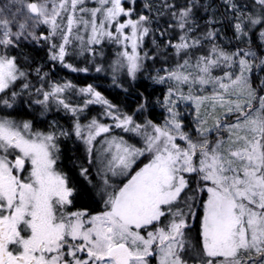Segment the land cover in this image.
<instances>
[{
	"label": "snow or ice",
	"instance_id": "6c2138e0",
	"mask_svg": "<svg viewBox=\"0 0 264 264\" xmlns=\"http://www.w3.org/2000/svg\"><path fill=\"white\" fill-rule=\"evenodd\" d=\"M225 2L237 8L231 0ZM254 2L260 5L259 15L234 13L233 27L245 43L253 26L264 29V0ZM21 3L11 20L0 19V93L7 94L26 76L8 50L29 37L49 42L56 50L51 59L72 71H87L64 63L67 47L73 44L82 50L105 41L120 45L132 78L142 70L144 59L155 58L141 55L144 39L155 30L150 27L153 17L136 11V0H94V7L87 6V0ZM195 6L196 0L183 7L165 0L157 9L158 15L168 9L173 21L161 36L179 29V35L163 45L152 40L165 56L174 50L175 67L156 78L170 83L169 116L163 125L149 121L144 126V148L112 139L107 151L112 153L113 175H127L145 154L148 162L120 186L105 179L102 211L74 210L78 190L57 168L55 135L33 132L30 122L0 118V264H151L149 258L157 255L158 264H264V95H258L250 81L252 61L258 59L264 66V54L257 57L251 47L242 55L229 54L218 45L201 52L202 40L191 35L198 27ZM37 25L47 26L48 35L37 36ZM52 37L60 43H52ZM215 38L214 31L203 37ZM120 67L124 65H114L113 70ZM217 70L222 75L215 74ZM70 87L55 86L44 93V101ZM80 91L95 97L88 104L113 107L91 86ZM181 100L195 103L197 109L207 103L216 113L212 125L197 112L196 135H191L176 110ZM0 102L11 107L3 97ZM59 103L75 115L77 110L64 99ZM114 119L119 121L116 127L141 129L130 116ZM87 127L85 142L91 152L93 140L111 129L95 120ZM75 134L82 136L79 124ZM87 172L81 169V175Z\"/></svg>",
	"mask_w": 264,
	"mask_h": 264
},
{
	"label": "trees",
	"instance_id": "16d2710c",
	"mask_svg": "<svg viewBox=\"0 0 264 264\" xmlns=\"http://www.w3.org/2000/svg\"><path fill=\"white\" fill-rule=\"evenodd\" d=\"M168 2L183 7L185 4H191L192 0H168ZM231 2L239 7H244L248 15H259L260 13V5L254 2V0H231ZM164 3L165 0H136L134 4L137 12L153 17V23L150 27L155 30L150 32L149 36L144 39L141 49L142 56L146 52L148 57L155 58L144 59L142 61V70L137 72L135 78H132L127 73L125 67H121L120 71H114L113 68H110V64L115 62V60L117 61L116 54L119 58L122 56V49L118 44L105 41L100 45L88 46V50L80 48L81 54L78 60L74 58H77L79 52H70L66 62L69 61V65L74 68L87 69V71H72L70 68L61 65L57 60L51 59V49L47 44L35 45L26 40H21L18 47L8 50L10 55L16 57L19 68L26 74L25 77L17 80V85L19 86L17 92L18 101L27 100L32 103V107H41L40 101H44V93L51 90L49 86L54 85L53 82L55 81L61 82V80H64L66 84L73 86L67 91L65 103H68L71 108H75L76 105H82L83 109L86 110L85 115L82 116V123L86 119L91 120L90 116L93 115V117L100 120L103 118L100 106L92 103L87 105L84 101L86 98L80 91L91 86L96 92L100 93L104 100L113 105L114 110L123 118L130 116L136 124L147 125L151 121L159 125L163 120L164 111L160 106V99L164 95L165 87L155 82L152 75L159 69L175 64V61L173 49H169L167 56H165L163 47L158 48L153 44L152 40L154 37L159 44L163 45L166 39L175 38L179 35L178 28L168 29L164 36L160 35V31L167 28L169 23H173L171 17L167 14L168 9L164 8V14L162 15L157 14V9L162 8ZM146 4L152 6L151 10L145 7ZM87 6L94 7L96 5L92 0H87ZM236 12V9L228 7L225 0H196L193 13L194 21L198 27L191 35L201 38V52L210 50L206 46L208 44L212 45L214 41L203 39L208 31H214L216 38H220L223 35L228 39L231 45H226L227 48L240 46L247 49L251 47L253 51L260 52L257 38L260 35V30L263 29H259V25L253 26L249 32L251 39L248 43H245L243 39L238 38V34L233 27L235 20L234 13ZM72 47L79 48L77 44H73ZM91 59L90 63L89 60ZM97 68H100V71H97ZM24 84H27L28 87L25 88ZM251 84L253 88L257 89V94L261 95L262 89L255 81L253 74L251 75ZM46 102L44 101L43 104ZM50 112H53L56 116L59 113L58 105L52 104ZM74 117H76V113L74 115L71 110L65 109L64 127H70L71 119ZM113 132L115 135L125 136L127 139L134 140L137 144H140V138L136 139L131 134L127 135L123 131H120V129H115ZM69 143L67 141L63 146L67 149L73 148L69 146ZM81 146L84 152L85 146L82 142ZM83 158L84 155L82 161H84ZM141 162L142 160L136 166ZM200 198L205 199L206 196L202 194ZM98 211H100L99 207Z\"/></svg>",
	"mask_w": 264,
	"mask_h": 264
},
{
	"label": "rangeland",
	"instance_id": "374dc122",
	"mask_svg": "<svg viewBox=\"0 0 264 264\" xmlns=\"http://www.w3.org/2000/svg\"><path fill=\"white\" fill-rule=\"evenodd\" d=\"M92 1L94 2V0H92ZM17 9H22L21 0H0V19L7 18V19L11 20L13 18V13H16ZM236 10H237V12H240V13L248 15L247 14V10L244 7L237 6ZM23 11H26V10H23ZM19 18H20L19 16L16 17V19H19ZM13 30H15L14 26H13ZM2 31H3V29L0 28V33H2ZM33 31L35 32V34L37 36L48 35V29H47V26H45V25H37V26H35ZM0 38H2V36H0ZM197 38H199V37H197ZM250 39H251V37L249 36V40ZM22 40L23 41L26 40L29 43H32V44H35V45L36 44L37 45L47 44L50 47V43L46 42L42 38L41 39H32L31 37H29L28 39H22ZM257 40H258V43H259L260 52L259 53L256 52V55H257V57H260L262 54H264V37H261L259 35ZM51 42L52 43H57V44L60 43L58 37H52L51 38ZM205 44H208V43H205ZM213 45H218L221 49L224 50V52L229 53V54L240 52L241 55H242L243 52L248 50V48L244 49V48H242L240 46L232 47V48L228 47L227 48L226 45H231V42L228 39H226L223 35H221L220 38H215V40L212 42V45L208 44L206 47L211 49L213 47ZM79 49H80V47L79 48L72 47V45L68 46L67 47V54L65 56L64 63L65 64H70L69 61L66 62L67 61L66 60L67 56L69 55L70 52H79L77 58H74V59H77V60L80 59L79 56H80L81 53H80ZM54 51H56V50L51 49V56H52ZM120 51H121V49H120ZM116 59H117V61L115 60V62L110 64V68L112 69L114 65H124L125 70H126V61L123 59V57L121 56V58H119V56L116 54ZM248 59L252 60L251 57H248ZM57 61L59 62V60H57ZM91 61H92V59L89 60L90 63H91ZM89 62H87V63H89ZM93 62L95 63L94 60H93ZM252 62H253V71L250 74V81H251V75L253 74L254 78H255V81L257 82V84L262 89L261 95H264V66L260 65V62H259L258 59L257 60H253ZM61 65L64 66V64H62V63H61ZM174 67H175V64H172L169 67L167 66V67H165L163 69H159V70L155 71V73H153V75H152L153 80L155 82H157L156 78H157L158 75L159 76H165L166 75V70L172 69ZM67 68H69V67H67ZM120 69H121V67H120ZM120 69H119V71H120ZM215 74L222 75V72L220 70H217ZM53 84L54 85L49 86V88L51 90H48L47 93L48 92H52L54 90L55 86H63V85H65L66 82H64V80H61V82L55 81V82H53ZM159 84H161V85H163L165 87L164 95L160 99V106H161V108L163 109L164 112H163V120H162V122L159 125H163L165 120L169 116V113H168V110H167V100H168V92H169V88H170V83H159ZM16 85H17V82H16ZM68 89L69 88H67L64 92L60 93L59 96L49 97V99L47 100L49 106H51L52 104H56L57 105V103H59L60 99H64V101H65V96L67 94ZM174 90L175 89L173 88V91ZM184 91H185V94H187V87L186 86L184 87ZM194 94H201V93H194ZM202 94L207 95L208 92H204ZM82 95H84L85 98H86L84 100L85 103L89 99L95 101V97L90 95V94L82 92ZM233 99H235V97H233ZM50 101H52V103H50ZM41 104L43 105V103H41ZM86 104L89 105L88 103H86ZM92 104H94L96 106H100V110L102 111L101 115L103 117L101 120L97 119L96 117H93L94 116L93 115V116H90L91 120L90 119H86L85 120L86 122L84 121L82 123L81 122L82 121V116L85 115L86 110L83 109L82 105H78V106L76 105V107L74 106L76 108V110H77L76 117L71 119V122H70L71 126L70 127H67V128L64 129L63 127L60 126V134L63 135L64 137H66V136H70V132H71V134L74 135L75 134V130H76V125L79 124L80 127H81V130H82V136L81 137H77V136L75 137L74 136V137L77 140H79L80 142H82L83 145L85 146V150L88 153L87 158H89L90 155L92 157L94 156L93 160L95 162V165H97L99 167L98 168V171H99V174H100L99 176L100 177H101V175L103 176L101 178H106V175H107L108 176V181L110 182V184L112 186H120L123 183L127 182L128 176L134 174L135 171L139 170V168L143 167L144 164H146L148 162V154H145L144 156L138 157L136 159L135 164L132 165L131 171L127 175H124V176L113 175L112 172L109 170V161H110L111 155H112V153H109L107 151V149L109 147V144H110V142L112 141L113 138H116L117 141L125 142L129 146H132V147H135V148H144L146 146V143H145V140H144V138H143L141 133L145 131V128H144L145 125L144 124H140L141 125V129L139 131H136V130H125L124 128L116 127V124L119 121L114 119V117L119 116L121 119H123V117L114 110V107L109 109L108 106L106 104L102 103V102H94ZM62 107H63V105H62ZM176 110H178L180 112V114H181L180 115V119L183 121L184 128L193 136L196 135V128H197L196 115H197V112H199V115L201 117H204V118H206L208 120V126L212 125L213 118L216 115L215 112L211 111V109L209 108L207 103L202 104L199 107V109H197V105L195 103H193L191 101H183V100H181V101H179L176 104ZM64 112H65V108H64ZM109 113H111V115ZM106 118L108 120H104ZM184 119H186V120H184ZM93 120L97 121V123L104 124L105 126H109L111 131L109 133H103V134H101L100 136L96 137L93 140L91 148L93 147L94 149H93V151L91 150L92 151V153H91V152H89V145L85 141H86L87 132H88V127L87 126L90 125ZM128 127L131 128L132 126L130 125ZM115 129H120V131H123V133H126L127 135L131 134L132 137H136V139L140 138L139 139L140 140V144H137L134 140L127 139L125 136L115 135L114 132H113ZM147 130L151 131L150 128L147 129ZM50 133L55 135L53 133V130H50ZM62 133H64V134H62ZM212 138L213 139L215 138L214 135L212 136ZM180 143L183 144L182 141H180ZM141 160H142V162L138 166H136V164L139 163ZM116 171L119 172L120 169L117 168ZM102 180L103 181H101L100 183L102 184V187L105 188L104 179H102ZM193 236H195L194 232H193ZM193 243H195V240H193ZM149 260H150L151 264H158L159 256L157 255L155 258L150 257Z\"/></svg>",
	"mask_w": 264,
	"mask_h": 264
},
{
	"label": "flooded vegetation",
	"instance_id": "af4514ba",
	"mask_svg": "<svg viewBox=\"0 0 264 264\" xmlns=\"http://www.w3.org/2000/svg\"><path fill=\"white\" fill-rule=\"evenodd\" d=\"M16 82L6 90L7 94L0 93V97L8 100L11 104V107H8L0 102V118H10L17 122H30L33 132L51 134L50 130H53L56 137L55 143L59 150L56 153L58 156L57 168L69 177L78 190L74 210H86L90 214L102 211L104 208L102 199L104 188L100 182L103 181L102 179L104 181L108 179V176L106 175V178H101L103 177L102 175L101 177L99 176V167L95 165L94 156L90 155L87 158L88 153L86 150L83 152L81 142L75 138L76 134L73 135L70 132V136L66 137L60 134V126L64 129L66 128L63 125L64 108L62 105L57 103L59 113L55 116L53 112H50L48 102L44 103L41 107L35 108L27 100L18 101V86ZM13 92L16 93L14 98L12 97ZM67 141L70 142L69 146L73 148H68V150L63 146ZM93 149L92 147L91 150L93 151ZM83 155L84 161H82ZM82 168L88 169L87 174L81 175ZM108 183L110 184L109 181ZM98 207L100 211H98Z\"/></svg>",
	"mask_w": 264,
	"mask_h": 264
}]
</instances>
